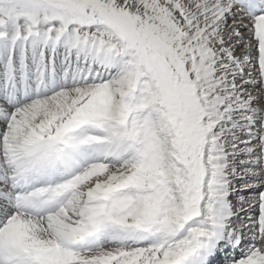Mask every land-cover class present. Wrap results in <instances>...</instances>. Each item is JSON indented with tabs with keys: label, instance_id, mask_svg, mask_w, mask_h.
Segmentation results:
<instances>
[{
	"label": "snow or ice",
	"instance_id": "6c2138e0",
	"mask_svg": "<svg viewBox=\"0 0 264 264\" xmlns=\"http://www.w3.org/2000/svg\"><path fill=\"white\" fill-rule=\"evenodd\" d=\"M0 264H264V0H0Z\"/></svg>",
	"mask_w": 264,
	"mask_h": 264
}]
</instances>
